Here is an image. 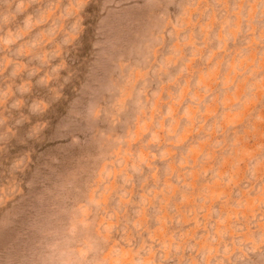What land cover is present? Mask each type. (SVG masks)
<instances>
[{"label": "rangeland", "instance_id": "374dc122", "mask_svg": "<svg viewBox=\"0 0 264 264\" xmlns=\"http://www.w3.org/2000/svg\"><path fill=\"white\" fill-rule=\"evenodd\" d=\"M4 14L0 264H61L91 200L101 264L114 249L264 264V0H0Z\"/></svg>", "mask_w": 264, "mask_h": 264}, {"label": "clouds", "instance_id": "9594fccd", "mask_svg": "<svg viewBox=\"0 0 264 264\" xmlns=\"http://www.w3.org/2000/svg\"><path fill=\"white\" fill-rule=\"evenodd\" d=\"M22 15V13H18ZM14 19V18H13ZM12 22L9 19L7 14L0 16V24L4 25V32L7 34L11 31L9 27H7ZM264 36V34H262ZM10 46L14 43V40H6ZM58 73L64 71L63 69H56ZM51 79L48 81V85L51 84ZM62 91V89H61ZM44 104V108L40 110L37 107H34L33 104L29 105V112L31 115H42L47 111L48 105L46 102H42ZM23 105H21V108ZM19 111V109H17ZM29 120H31V116H29ZM100 202L97 200H91L87 204L79 205L75 209H73L72 220L68 227V235L70 237L84 235L86 238L83 240L82 244L79 247L73 246L70 251L62 252L61 255V264H101L100 259H96L98 254H103L105 249L101 247L103 243V239L93 234L92 223L90 220V208L91 207H99ZM110 256L112 257V264H122L124 254L120 249H114L111 251ZM133 264H146L145 260L142 258L140 254H137L134 257Z\"/></svg>", "mask_w": 264, "mask_h": 264}]
</instances>
